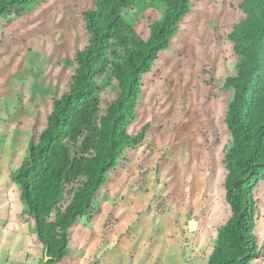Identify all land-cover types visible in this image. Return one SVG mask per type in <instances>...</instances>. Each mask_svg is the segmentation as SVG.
Instances as JSON below:
<instances>
[{
	"label": "rangeland",
	"instance_id": "374dc122",
	"mask_svg": "<svg viewBox=\"0 0 264 264\" xmlns=\"http://www.w3.org/2000/svg\"><path fill=\"white\" fill-rule=\"evenodd\" d=\"M87 0H48L0 29V264H45L34 221L24 215L11 173L34 131L45 124L49 93L64 87L73 53L87 36ZM242 0H197L170 50L145 77L138 122L146 141L109 173V197L71 228L57 264H207L231 216L223 158L236 56L224 36ZM159 7L161 3L157 4ZM157 6V7H158ZM134 29L145 38L156 7L136 4ZM106 98H113L111 89ZM256 193L264 199V178ZM264 242V203L257 202ZM195 223L189 229V222ZM48 257V256H47ZM253 264H264L263 256Z\"/></svg>",
	"mask_w": 264,
	"mask_h": 264
},
{
	"label": "trees",
	"instance_id": "16d2710c",
	"mask_svg": "<svg viewBox=\"0 0 264 264\" xmlns=\"http://www.w3.org/2000/svg\"><path fill=\"white\" fill-rule=\"evenodd\" d=\"M47 1L0 0V29L2 21L21 18ZM195 1L87 0L79 11L88 38L75 48L65 86L49 93L44 127L34 131L10 175L48 256L45 264L63 260L71 228L94 217L109 197V173L146 141L151 124L138 122L143 81L172 48ZM140 3L160 12L149 19L145 38L134 29ZM224 36L237 58L235 73L223 85L233 90L223 158L231 216L207 264H253L264 254L256 231L257 202L264 203L256 193L264 178V0H242Z\"/></svg>",
	"mask_w": 264,
	"mask_h": 264
},
{
	"label": "water",
	"instance_id": "95a60500",
	"mask_svg": "<svg viewBox=\"0 0 264 264\" xmlns=\"http://www.w3.org/2000/svg\"><path fill=\"white\" fill-rule=\"evenodd\" d=\"M193 221H190L189 222V229L190 230H193L194 229V227L191 225V223H192ZM48 259V257H47V255L45 254V261Z\"/></svg>",
	"mask_w": 264,
	"mask_h": 264
},
{
	"label": "bare ground",
	"instance_id": "6f19581e",
	"mask_svg": "<svg viewBox=\"0 0 264 264\" xmlns=\"http://www.w3.org/2000/svg\"><path fill=\"white\" fill-rule=\"evenodd\" d=\"M191 225L194 227V226H195V223H194V222H192V223H191Z\"/></svg>",
	"mask_w": 264,
	"mask_h": 264
}]
</instances>
